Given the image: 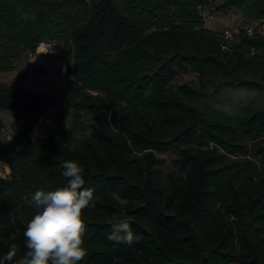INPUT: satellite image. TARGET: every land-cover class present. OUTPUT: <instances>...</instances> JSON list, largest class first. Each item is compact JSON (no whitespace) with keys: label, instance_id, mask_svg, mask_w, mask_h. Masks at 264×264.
<instances>
[{"label":"trees","instance_id":"obj_1","mask_svg":"<svg viewBox=\"0 0 264 264\" xmlns=\"http://www.w3.org/2000/svg\"><path fill=\"white\" fill-rule=\"evenodd\" d=\"M201 5L239 13L238 40L208 29ZM263 20L264 0H0V72L55 43L72 77V125L41 143L27 135L60 97L0 81V112L31 121L15 141L0 136L12 170L0 258L16 247L5 264L27 253L28 200L67 185V160L94 192L79 264H264V33H247ZM189 72L198 83L173 85ZM168 148L181 172L165 183L156 151ZM121 219L140 237L131 246L107 239Z\"/></svg>","mask_w":264,"mask_h":264},{"label":"clouds","instance_id":"obj_2","mask_svg":"<svg viewBox=\"0 0 264 264\" xmlns=\"http://www.w3.org/2000/svg\"><path fill=\"white\" fill-rule=\"evenodd\" d=\"M63 169L62 175L68 178L65 187L37 190L28 200V204L38 211L23 232L28 251L16 264H79L86 255L82 247V236L86 231L82 212L90 206L94 192L83 188L84 167L78 161H65ZM107 239L131 246L140 237L133 233L126 219H121L112 224ZM15 256L13 245L0 258V264L12 261Z\"/></svg>","mask_w":264,"mask_h":264},{"label":"rangeland","instance_id":"obj_3","mask_svg":"<svg viewBox=\"0 0 264 264\" xmlns=\"http://www.w3.org/2000/svg\"><path fill=\"white\" fill-rule=\"evenodd\" d=\"M202 0H197L200 2ZM218 1V0H217ZM201 13L205 20V26L208 29H211L215 32L224 34L227 31L234 32L237 29H240L242 24H245V20H243L242 16L239 13L231 12L229 14H220L214 12L213 6H204L201 5L200 7ZM46 46L53 50L52 53H46L41 51V45L38 48L36 54H44L41 56L45 61L53 62V64H63V59L58 57V54L63 53V47L59 44L55 43H45ZM61 49V50H60ZM57 50L60 53H57ZM35 55V54H34ZM11 65L14 66L19 72V75L12 74L10 72H0V81L1 82H10L8 83L12 85L13 83L17 85H22L29 74L27 71H24L21 68V64L19 61H11ZM63 66V65H62ZM15 71V70H14ZM53 71L51 69L49 73L40 72L34 75V79L32 78V85L34 87H40L39 81H45L47 84V88H52L53 91L50 94L59 96L60 99L58 102L53 105L47 113L38 119L35 123L33 128L27 135V138L30 137L35 141L41 143V141L46 138L48 133L52 130L56 129H67L70 128L72 125V110H70L63 102H62V94L65 90L67 83L71 80V77L67 74V69L63 67H53ZM6 74V75H4ZM12 74V77H11ZM18 74V73H17ZM198 75L193 72H189L188 74H183L178 77L174 81V86H178L185 82H192L198 83ZM52 86V87H51ZM0 119L2 123L0 124V136H2L7 141H15L16 132H20L21 134L23 131L28 127V124L31 122L30 120H16L15 116L12 113L1 111L0 112ZM80 136H74L73 140L69 141L73 143V146L78 143L80 140ZM156 154L162 159V162L157 166L158 168V176L163 180V182H168V175L171 172H181V168L178 164L179 155L177 151L173 148H168L163 151H156ZM11 166L8 161L0 162V178H9L11 175Z\"/></svg>","mask_w":264,"mask_h":264},{"label":"crops","instance_id":"obj_4","mask_svg":"<svg viewBox=\"0 0 264 264\" xmlns=\"http://www.w3.org/2000/svg\"><path fill=\"white\" fill-rule=\"evenodd\" d=\"M42 45H44V44H42ZM42 55H44V54H35V55L34 54H29V55L24 56L23 59L21 61H19L20 64H21L20 67L23 68L24 71H27L29 76L27 77V79L25 80V82L22 85L21 84L17 85L15 83H13L12 85H16V86L23 87V88H26V89L39 91V92H43V93H46V94H50L53 91V89L52 88H47L46 87L47 84H46L45 81H42V82L39 81V84H41L40 87H34L32 85L31 82L33 81L32 78L34 79L33 76L36 75L37 73H40V72H44L45 74L49 73L50 69H51V72H54L53 71V67H56V66L61 67V68L63 67L64 69H67V64H66V62L64 60L62 62L63 64H61L60 62H58L59 64H56V63L53 64V62L49 63L48 61H45L43 58H41ZM10 73L19 75V73H22V72H19L16 69L15 71H11ZM12 74H11V77H12ZM4 75H6V74H4ZM5 83H11V81L10 82H5Z\"/></svg>","mask_w":264,"mask_h":264},{"label":"built area","instance_id":"obj_5","mask_svg":"<svg viewBox=\"0 0 264 264\" xmlns=\"http://www.w3.org/2000/svg\"><path fill=\"white\" fill-rule=\"evenodd\" d=\"M259 28H256L254 26H250V27H247V33L250 35V36H253L256 31L259 33H264V20L261 22V24L258 26ZM240 32L241 30L240 29H237L235 30L234 32H230V31H227L225 32L223 35H232L234 37V41L238 40L239 36H240ZM44 45H46L44 43ZM61 50V49H60ZM60 53V51L57 50V53ZM72 78V77H71Z\"/></svg>","mask_w":264,"mask_h":264},{"label":"bare ground","instance_id":"obj_6","mask_svg":"<svg viewBox=\"0 0 264 264\" xmlns=\"http://www.w3.org/2000/svg\"><path fill=\"white\" fill-rule=\"evenodd\" d=\"M225 37L228 39V40H234V37L232 35H225ZM41 50L43 52H46V53H52L53 50L51 48H49L48 46L46 45H42L41 46Z\"/></svg>","mask_w":264,"mask_h":264},{"label":"water","instance_id":"obj_7","mask_svg":"<svg viewBox=\"0 0 264 264\" xmlns=\"http://www.w3.org/2000/svg\"><path fill=\"white\" fill-rule=\"evenodd\" d=\"M170 140H171V139H170ZM170 140H169V141H170ZM67 142H69V140H67ZM46 149H47V148H46Z\"/></svg>","mask_w":264,"mask_h":264}]
</instances>
